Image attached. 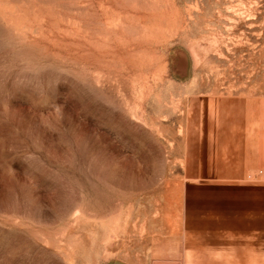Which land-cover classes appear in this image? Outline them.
<instances>
[{"label":"rangeland","instance_id":"374dc122","mask_svg":"<svg viewBox=\"0 0 264 264\" xmlns=\"http://www.w3.org/2000/svg\"><path fill=\"white\" fill-rule=\"evenodd\" d=\"M193 93L264 106V0H0V264H182Z\"/></svg>","mask_w":264,"mask_h":264},{"label":"crops","instance_id":"0c3cea01","mask_svg":"<svg viewBox=\"0 0 264 264\" xmlns=\"http://www.w3.org/2000/svg\"><path fill=\"white\" fill-rule=\"evenodd\" d=\"M182 264H264V106L193 93L184 109Z\"/></svg>","mask_w":264,"mask_h":264}]
</instances>
